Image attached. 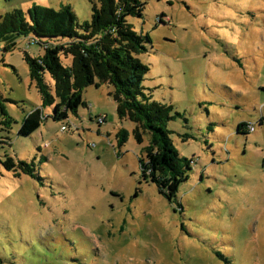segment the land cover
<instances>
[{
  "label": "rangeland",
  "instance_id": "rangeland-1",
  "mask_svg": "<svg viewBox=\"0 0 264 264\" xmlns=\"http://www.w3.org/2000/svg\"><path fill=\"white\" fill-rule=\"evenodd\" d=\"M95 2L0 0V15L67 5L83 23ZM127 20L150 38L138 56L149 68L143 87L172 107L170 138L194 162L187 180L170 201L144 179L139 160L150 135L136 141L105 83L83 91L87 106L76 114L54 121L47 106L40 128L19 135L42 106L24 54L35 58L56 42L6 36L0 264H264V0H147L142 16ZM60 60L71 65L70 56ZM240 123L254 131L238 133ZM7 157L32 163L38 177H16Z\"/></svg>",
  "mask_w": 264,
  "mask_h": 264
},
{
  "label": "trees",
  "instance_id": "trees-1",
  "mask_svg": "<svg viewBox=\"0 0 264 264\" xmlns=\"http://www.w3.org/2000/svg\"><path fill=\"white\" fill-rule=\"evenodd\" d=\"M92 4L91 19L83 23L77 22L67 5L57 10L33 5L25 12L14 9L0 15V40L9 35H33L35 43L43 39L56 42L45 43L43 55L33 58L24 54L42 106L25 117L18 134L30 136L40 128L43 108L52 107L54 121L67 119L69 113L76 114L80 106H87L83 100L87 87L111 85L117 115L135 124L136 141L141 143L146 132L150 135L146 153L139 160L144 179L155 183L171 201L194 162L181 158L170 138L167 125L173 119L172 107L153 100L152 92L143 87L149 68L138 56L146 51L145 43L151 41L147 35L137 34L127 19L141 17L147 0H96ZM159 23H163L162 18ZM14 47L12 43L5 51ZM61 54L71 57L69 67L61 62ZM45 74L53 80L52 88ZM247 126L240 123L237 132H247ZM119 135L124 136L122 132ZM2 164L16 177H38L32 163L7 157Z\"/></svg>",
  "mask_w": 264,
  "mask_h": 264
},
{
  "label": "built area",
  "instance_id": "built-area-1",
  "mask_svg": "<svg viewBox=\"0 0 264 264\" xmlns=\"http://www.w3.org/2000/svg\"><path fill=\"white\" fill-rule=\"evenodd\" d=\"M97 121H98L99 124H100L101 122H105V117H99V118H97ZM67 129H68V126H62V127H61V130H62V131H66ZM247 130H248L249 132L254 131V126H253V125H248V126H247Z\"/></svg>",
  "mask_w": 264,
  "mask_h": 264
}]
</instances>
